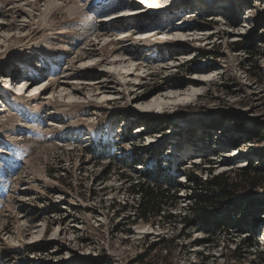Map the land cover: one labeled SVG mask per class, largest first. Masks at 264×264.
I'll use <instances>...</instances> for the list:
<instances>
[{
  "label": "rangeland",
  "instance_id": "1",
  "mask_svg": "<svg viewBox=\"0 0 264 264\" xmlns=\"http://www.w3.org/2000/svg\"><path fill=\"white\" fill-rule=\"evenodd\" d=\"M142 1L166 9L0 0V264H264V177L222 201L263 203L245 231L178 218L197 215L189 172L264 164V0ZM204 76L196 100L142 108ZM144 169L179 189L176 220L134 215Z\"/></svg>",
  "mask_w": 264,
  "mask_h": 264
},
{
  "label": "trees",
  "instance_id": "2",
  "mask_svg": "<svg viewBox=\"0 0 264 264\" xmlns=\"http://www.w3.org/2000/svg\"><path fill=\"white\" fill-rule=\"evenodd\" d=\"M131 163L133 166L137 165V161H131ZM160 165L159 163L158 166L160 167ZM194 167L199 168L196 164ZM205 171L210 172L211 169H205ZM236 172L237 176L235 180L239 179V183H234V179L226 177L224 174L211 176L209 173L210 177H206L204 180L194 171L186 175L184 186L186 190H189V199L196 206L194 210L197 211V215H194V217L187 216L186 214L183 217L178 216L184 231L196 229L201 224L202 226L212 227L214 230H222L227 236L234 223L241 225L244 231L249 228L250 222L252 221L247 220V217L252 213L248 208L259 207L263 203L259 204L258 201H251L250 203V200H248L229 209L221 208V204L222 201L230 197V190L237 188L238 185H245L254 189L258 184V180L264 177V164L261 163L259 167H256L252 166L250 161H247L246 165L237 169ZM163 175L162 171L155 173L150 169H144L139 173L141 180L130 184L127 192L129 196L136 199L132 209L138 220L148 221L150 218L158 217L172 222L177 219V216L171 210L176 206L175 203H172V200H177V192L179 189L173 184H164L166 181L170 183L171 180H164ZM121 176L124 177V180L129 178L127 175ZM171 176H175L174 171H171ZM251 218L254 219L253 217ZM232 220L236 222H232ZM203 230L206 232V235L211 233L208 228H204ZM204 241L206 243L211 242L208 239ZM246 241L249 243L248 248H252L253 246L257 247V242L254 241V244L251 243L249 237ZM90 264H101V261L91 260Z\"/></svg>",
  "mask_w": 264,
  "mask_h": 264
},
{
  "label": "bare ground",
  "instance_id": "3",
  "mask_svg": "<svg viewBox=\"0 0 264 264\" xmlns=\"http://www.w3.org/2000/svg\"><path fill=\"white\" fill-rule=\"evenodd\" d=\"M136 3L139 6H147L148 8L155 9V10H161V9L164 8V7L163 8L162 7H153L148 1H142V2H136ZM225 4H227V3H225ZM223 7H225V6H223ZM7 78H11V76H8ZM206 80H207V76H204L201 79H197L194 82H190L189 83L190 87L187 88V90H183L182 93H178V94H172L173 93L172 91H175V90H171V89H178L177 87H179L176 84H172L170 87L166 88L167 91L165 93L169 94V95H166V96H163V97L161 95H159L157 97V99L152 102V104H149L146 107L144 106L142 108L144 109L145 112H150L152 109L151 110H149V109L153 108V106H155V109H159V108L161 109V108H166V107H170V106H173V105H177V104H180V103L192 102V101L196 100V98L199 95H201L202 92H201L200 86L201 85L203 86V83H205ZM32 85H30L29 87H31ZM28 88L26 89V91L28 90ZM27 92H29V94L33 95V93H35V89H33L31 91H27ZM170 94H172V95H170Z\"/></svg>",
  "mask_w": 264,
  "mask_h": 264
},
{
  "label": "snow or ice",
  "instance_id": "4",
  "mask_svg": "<svg viewBox=\"0 0 264 264\" xmlns=\"http://www.w3.org/2000/svg\"><path fill=\"white\" fill-rule=\"evenodd\" d=\"M103 99V98H102ZM144 231H149V229H144Z\"/></svg>",
  "mask_w": 264,
  "mask_h": 264
}]
</instances>
